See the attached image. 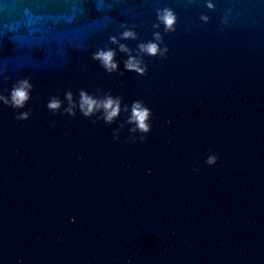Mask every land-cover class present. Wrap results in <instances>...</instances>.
I'll use <instances>...</instances> for the list:
<instances>
[{
    "label": "water",
    "instance_id": "obj_1",
    "mask_svg": "<svg viewBox=\"0 0 264 264\" xmlns=\"http://www.w3.org/2000/svg\"><path fill=\"white\" fill-rule=\"evenodd\" d=\"M125 23L132 54L163 35L146 74L111 39ZM21 79L25 106L0 100V264H264V0H0V94ZM81 89L123 110L85 116Z\"/></svg>",
    "mask_w": 264,
    "mask_h": 264
},
{
    "label": "clouds",
    "instance_id": "obj_2",
    "mask_svg": "<svg viewBox=\"0 0 264 264\" xmlns=\"http://www.w3.org/2000/svg\"><path fill=\"white\" fill-rule=\"evenodd\" d=\"M209 7H214V4L209 2ZM158 19L160 23L165 25L167 31H174L177 22V14L171 7L158 9ZM203 20L207 21L208 16H203ZM124 31L120 37L112 36L111 39L114 43L119 44V50L129 54L125 60V68L130 71H136L143 75L147 72V66L144 64V55H165L168 52L166 46L161 47L163 44V35L160 32H155L153 40L147 42H141L138 46L137 54H132L133 50L128 47L127 44L121 43V39H134L137 38L138 33L130 27L127 23L123 25ZM159 27V24L156 25ZM117 50L113 48H101L96 50L92 57L100 62L101 66L109 73L119 70V61L116 59ZM33 85L28 79L18 80L11 89V96H4L0 94V100L5 103L11 104L13 107L22 108L26 105L30 99L31 90ZM66 98L70 102V107L66 109L72 115H75V108L77 107L75 101V94L72 91L66 93ZM63 106V101L58 97H53L48 102V107L52 111H59ZM81 112L85 116H92L98 111H102V118L107 123H112L123 110L122 98L108 94L104 97H97L90 94L86 89L80 90V101L78 104ZM30 116L29 112L20 114L18 118L27 119ZM151 117L152 110L143 100H135L131 105V115L129 122L134 124L132 131H139L142 133H148L151 131ZM118 139V137H117ZM216 156H212L209 159V163H215Z\"/></svg>",
    "mask_w": 264,
    "mask_h": 264
}]
</instances>
